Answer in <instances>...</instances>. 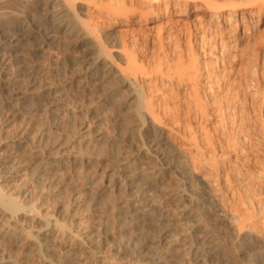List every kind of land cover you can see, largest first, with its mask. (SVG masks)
Masks as SVG:
<instances>
[{
  "label": "rangeland",
  "instance_id": "374dc122",
  "mask_svg": "<svg viewBox=\"0 0 264 264\" xmlns=\"http://www.w3.org/2000/svg\"><path fill=\"white\" fill-rule=\"evenodd\" d=\"M48 1L0 0V24L11 25L12 32L17 33L23 25L30 27L46 21ZM73 1V15L66 16L64 26L53 28L47 20L49 23L45 25L51 26L48 28L49 42L39 48L35 38L25 40L19 37L17 45L9 50L12 54L10 58L14 60L11 68L14 77L12 83L8 82L9 87H0V140L11 142L24 136L29 139L30 145L40 144L60 157L49 171L45 184L36 180L32 172L38 162H26L22 172L28 180V189L21 195L23 206L39 209L31 214L19 213L16 230L19 234H34V229L42 225L34 215L37 212L52 215L57 227L49 236L55 238L56 244L51 253L57 254L70 246L65 231L71 229L86 234L92 229L90 234L101 238L102 250L105 251L94 264H145L147 260H156L161 254H167L172 247L179 254L175 264H247L248 260L236 251L237 243L229 223L218 221L212 209L200 210L197 204L187 200L183 195V183L173 177V172L164 162L161 163L160 157L146 155L141 158L136 154L140 148L145 149L139 123L130 119L125 136L119 135L124 112H130L132 108L115 103L110 86L116 83L117 94H128L127 87L119 86L118 81L125 74L123 70L128 66V55L134 54V65L139 72L136 71V77L131 75L146 94L154 95L155 112L161 118L164 116V122L169 125L173 122L178 127L179 132L174 134L165 129V136L172 139L168 138L169 145L177 152L190 151V145L182 139L183 130L187 131L186 134L189 129L188 135L197 131L194 134L201 141L207 136V141L211 137L216 146L226 145L228 132L226 134L227 129L223 131L225 125L219 123L222 118L218 115L223 117L222 111L226 113L227 109L228 112L233 109L232 119H238L239 124L246 127L247 149L244 156L239 157L236 153L218 155L213 150H209L208 154L213 160H223L222 185L226 199L232 209L245 215L248 209L241 205L245 197L242 183L247 184L249 193L259 194L264 200V187L252 186L245 175L252 170L251 161L256 158L264 160L263 153L253 155L249 151V145L253 147L257 141L253 122L259 116L264 91V8L259 7L258 0ZM222 5L227 7L219 21L213 12ZM224 13L233 14L238 23L234 20L235 25L230 24ZM83 36L88 42L87 50L79 47V39ZM171 56L181 63L179 67ZM182 59L196 63L192 67L186 62L193 68L190 69L193 73L186 72L188 65ZM92 60H97L98 69L96 77L88 82L84 76ZM111 63L115 73L102 77ZM160 70L171 71V77L165 78ZM259 73L262 78L257 75ZM188 77H195L194 83ZM12 86L38 92L30 101V111L11 115ZM194 93L201 97H195ZM209 94L212 99L215 98L214 103ZM197 99L206 108L204 105L202 108ZM177 105L182 109L178 110ZM198 106L204 111L195 109ZM168 109L172 112L175 109L173 113L177 115H172ZM206 112L208 116L204 115ZM170 115L174 120L177 118V122L172 117L170 119ZM134 127L139 133L133 134L131 129ZM113 140L118 142H115V147ZM5 150L1 148L0 152ZM17 151L21 155L25 148ZM77 153L84 159L74 163L67 161L68 157ZM129 158L137 163L133 166L139 173L135 192L145 203L156 204L163 210L161 218H156L152 224L158 232L165 228V238L156 241L157 246L152 238L137 252H131L125 245L121 248L122 245L117 243L121 231L127 237L139 232L135 220L122 212L125 203L122 192L112 184L114 168ZM108 179L111 180L108 186L97 189ZM30 190L35 193L30 194ZM55 191L59 193L58 197H54ZM7 217L2 213L0 222H6ZM115 217L118 221L115 227H110ZM263 223L260 218L256 227L261 229ZM214 245L226 247L230 251L229 256H215L212 252ZM78 249L71 251L69 264L87 262L84 259L86 254ZM3 252L13 259H24V252L16 246L8 245ZM254 256L257 257L256 254ZM40 259L34 256L29 263H38Z\"/></svg>",
  "mask_w": 264,
  "mask_h": 264
},
{
  "label": "bare ground",
  "instance_id": "6f19581e",
  "mask_svg": "<svg viewBox=\"0 0 264 264\" xmlns=\"http://www.w3.org/2000/svg\"><path fill=\"white\" fill-rule=\"evenodd\" d=\"M258 1L260 4L259 7L264 8V0H258ZM225 7H227V5ZM225 7H223L222 5L218 7L217 9H215L213 12V16L219 21L221 19L220 16L223 15L222 13L226 9ZM73 8H74L73 0H49L48 5L45 7V9L47 10L46 11L47 13L45 15L46 21L36 23L34 24V26L31 25L30 27L23 25L19 28L20 32H17V33L12 32L13 27L11 25L0 24V87L7 86L8 82L12 83V79L14 76L12 75L13 72L11 71V68H12L14 60L11 59L12 54L10 53L9 50H13L14 46L17 45V41H19V37L20 39H25V40H28L30 38H35L36 41L39 43L37 44L39 45L38 47L40 48V45H42L43 43L49 42L51 39L49 36L50 32L48 31V28H50L51 26L49 27L45 24H47V22L50 21L53 28L54 26L56 27L64 26V24L66 23L65 21L67 19L66 16L73 15L72 14ZM233 14L231 13L227 15L225 14V19L230 24L231 23L233 24V21L234 20L236 21L237 19V18L233 19ZM234 25L235 24H233V26ZM234 30L235 29H233V31ZM79 40H80L79 47L83 48L84 50H87L88 42H87L86 37L84 38L83 36V38ZM103 53L107 54L109 52L104 51ZM191 55L192 53L190 54V56ZM166 56L167 54L164 57ZM135 58H136L135 55L132 53L128 55V59H127L128 66L126 67L125 70H123L125 71V74H122V77L118 81L119 86L122 85V86L127 87L128 94L125 96H121L117 94L115 90L116 83H113L112 86H110V92L112 95L111 97L113 98L115 103L122 104V105L126 104L132 108L130 112L128 110L124 112V117H123L122 125L120 126L119 135L121 137L125 136L126 131H128L127 125L130 124L129 123L130 119L138 122L139 123L138 127H140L141 132L143 134V138H144L143 146L145 147V149L140 148L138 151H136V154H139L140 155L139 157L146 156V155L148 156L154 155L155 157L156 156L160 157L162 159L161 163L164 162L165 166L167 168H170L169 170L173 172V177L177 179L178 182L183 183L184 188H185V192L183 193V195L187 200H189L192 203H195V205L197 204L198 206L197 208L200 210H202L203 208L212 209L215 212L216 219L218 221L229 223L232 226L233 235L237 243L236 251L238 254L244 256L248 260L246 261V263L247 264H264V223L261 229L256 227L257 225L256 222L260 218L264 220V200H262L259 194L256 195V194L249 193L248 192L249 187L247 186V184L242 183L241 188L244 192L245 197L243 198L241 205L243 207H246L248 211L244 215L242 213L237 212L235 209H232L229 205V202L226 199L227 198L226 191L222 185V182H224L223 181L224 170L222 169L223 160L221 159L213 160L210 158V155L208 154L209 150L211 151L213 150L214 154L219 153L218 155H229L231 153H236V155H238L239 157L244 156L246 149H247L246 132L244 133V129L246 130V127L244 128L243 125H241V123L239 124L238 119H232L233 109H231V112H228V109H227L225 113V111H222V108H221L220 112L222 111L223 112L222 116L223 115L224 116L220 117L218 115V117L222 118L221 120L219 119L220 121L219 123L222 122L224 123L223 125H225L224 126L225 128L224 129L222 128L223 131L227 129L226 134L228 132V135L226 136L227 137L226 145L216 146L214 142L211 140V137L210 139L208 137L209 140L207 141L206 139L207 136L204 139L202 137L203 135L201 136L202 137V141H201L199 139L200 137L198 138L196 134H194L197 131L193 130L194 132L188 135V133L190 132L189 131L190 129L189 130L187 129L188 133L185 134V132L187 131L183 130L184 135L183 137L181 135V137L182 139L185 140V142H187L190 145L191 149L187 153L180 152V151L177 152L175 148L169 145L170 144L168 141L169 137L167 138L166 137L167 135L165 136V129H168L169 132H172V134L177 132L179 129L178 127H176V125L173 124V122H171L172 120L169 121L172 123L171 125L166 124L165 123L166 121L164 122L163 120L164 116L161 118L160 115L155 112L154 106H157V105H155L156 102L154 103V100H155L154 95H151L149 93L146 94L147 92L145 93V91L142 90L141 85L138 83L137 79H134L137 76L136 71H138L136 66L134 65L136 62ZM174 58L175 57H173V59ZM190 58L193 59L194 57H190ZM182 60L184 61V59ZM187 60L186 62L191 64L190 62L191 60L190 59H189L190 61H187ZM183 61L182 63L185 62ZM173 62L175 63V61ZM186 62H185V65H188L186 64ZM91 63L87 66L86 73L84 76L86 78L85 80L88 82H91L96 77L97 69H98L97 60ZM177 63L179 62L176 59V65ZM180 64L181 63H179L177 66L179 67ZM193 64H191L192 67L196 63L194 65ZM176 65L175 66L173 65V66L177 67ZM185 65L183 66L185 67ZM189 65L187 66L188 68L186 67L187 68L186 72L189 71L190 73L191 72L193 73V70H190L193 68H191V65L190 66ZM113 68H114L113 63H111V65L107 66L108 70L106 69L107 72H105V74L102 75V77L107 78L109 74H112L115 71V70L113 71ZM170 72L171 71H168V70L163 72V74L166 76L165 78L169 79L171 77ZM260 73L257 75L259 76L262 75ZM131 74L132 75L134 74L135 77H133ZM183 74H185V72H183ZM263 76H260V77L262 78ZM202 77H205V75H203ZM189 79H191L194 83L195 77H192ZM197 82H195L196 86H197ZM253 84H256V82ZM257 85L259 84L257 83ZM194 88H195V91L198 90L196 89L198 88V86L197 87L194 86ZM207 90H210V89H207ZM197 92L199 91H196V93ZM37 93L38 92L34 89L26 88L23 90L19 87L13 88L12 86V95H11V101L9 104L11 115L16 116L18 114H21L22 111H25V112L30 111L31 110L30 101L35 95H37ZM211 93L212 92L210 91V94ZM256 95L258 96V94ZM199 96L195 94V97L198 98ZM257 96L256 98H258ZM210 97L214 103L215 98L212 99L213 96L211 95ZM193 98H194V95H193ZM195 99L196 98H194L193 100ZM196 101H199L198 103H200L201 107L202 105L205 106V104L203 102H200L199 99H197ZM202 101H204V99ZM198 103L196 102L197 105ZM261 103H262L261 108L259 107V111H260L259 116L256 117L254 119L255 121L253 122L254 134L256 135L257 141L253 147L249 145V151L253 155L260 154V153L264 154V91L262 93ZM220 104H222V102H220ZM176 107L179 108L178 105ZM199 108L196 107L195 109L204 111V109L202 108L199 109ZM218 108H219V105H218ZM181 109L179 108L178 110H181ZM171 112L172 111H169V113ZM173 112H172V115L174 116L177 115V114H174ZM204 115H207V112ZM167 117H169V115ZM171 117L172 116L170 115V119ZM202 117H203V113H202ZM178 121H180V119ZM137 129L138 128H135V127L131 129L133 134L139 133ZM205 131H208V130H205ZM202 133L204 132L202 131ZM169 139H171V137ZM116 140H113L114 147L116 143H118L116 142ZM29 142H30L29 139L24 138V136H20L14 140H11V142H8V141L5 142L4 140H0V149L6 148L4 152L2 153L0 152L1 153L0 154V217L2 216V213H5L6 215H8L6 222H0V264H69L71 263V260H72L70 257L71 251L76 250L78 247H79L78 251L81 250V252L86 254L84 259L87 262L82 263V264H94L95 261L97 262L98 260L97 258L99 256H102L105 251L104 249L102 250L101 238L97 236L95 237L94 234L93 235L90 234L92 229H89L87 231L88 233L86 234L79 233L78 231H74V230L71 231V229H68L67 231H65L64 235L66 239L68 238L69 240L68 245L70 246L65 251H62L57 254L51 253V252H54L55 250L54 248L56 244H55V238H51L49 236H50V233L55 230L54 228L57 227L56 219L52 215L46 214V213L40 214L38 212L34 215V217L42 223L40 227H37L36 229H34V234H31V233L19 234L20 232L16 230L18 226L16 218L18 217L17 215L19 213L31 214L32 212L34 211L36 212V210L39 209L35 206H31L27 208L23 206L24 198H22L21 195L28 189L27 188L28 180L23 177L24 174L22 172L26 162L27 161L28 162L30 161L38 162L36 165L37 168H35V170L32 172H34L33 175L35 176L36 180H38L42 184H45L49 179V171L53 168V165L57 164L58 161L60 160V157L55 156L54 153H51L50 151H48L44 146H41L40 144L30 145ZM19 148H25V151H23L21 155L17 151ZM83 159H84L83 156L77 153L76 155L74 154L72 157H68L67 161L74 163L76 160L79 161ZM156 159L155 161H158ZM132 160L133 159L131 158L125 159L123 160L121 164L117 165L114 168V175H113L114 179H113L112 184L115 185L122 192V195L125 201L124 211L122 210V212H124L125 214H128L130 217H132L133 220H135L136 225L138 226V230H139V232L132 237L125 236L123 234L124 231H121L120 234L117 236L118 238L117 243L122 245L121 248L125 245V247L128 248V250L129 249L131 250V252H137V251H140L142 246L152 238H153L155 245L157 246L156 241H162L165 238V236H163L165 234V231H164L165 228L164 227L163 229L161 228L160 232H158L157 228L152 224V222L156 218L157 219L161 218V216L163 215V210L160 209L159 206H157L156 204L145 203L146 201H142L138 197L137 191L135 192L134 188H135L136 179L139 176V173L136 169L137 167L133 166L135 162ZM140 160H138V162ZM251 163H252V167H251L252 170L245 172V175L247 176V181L250 184H252V186L254 187L263 188L264 187V160L256 158V160L251 161ZM142 175L144 174L142 173ZM110 181H111L110 179L105 180L104 182H102V184L97 189H101V188H104L105 186H108ZM31 193L32 192L30 190V194ZM34 193L35 191H33L32 195ZM53 195L54 197H58L59 193L55 191L53 192ZM140 200H141V203H140ZM117 221L118 220L115 217V220H112V223L109 224L110 227H115ZM65 229L67 228L65 227ZM75 244L77 246H74ZM8 245L21 248L22 252H24V259H13L11 255H6L3 251L6 249V246ZM121 248L120 250L122 251ZM212 252L213 254H215V256H218L221 258H227L230 254V251L223 245L222 246L214 245ZM50 253L51 255L49 256ZM255 254L257 255L256 258L254 256ZM34 256L39 257L41 259L39 260L38 263H31V262L29 263V259H32V257ZM51 256H55V257L51 258ZM178 258H179V254L177 253V249L172 247L168 250L167 254L165 255L161 254L159 258L156 260H147L145 264H175Z\"/></svg>",
  "mask_w": 264,
  "mask_h": 264
}]
</instances>
